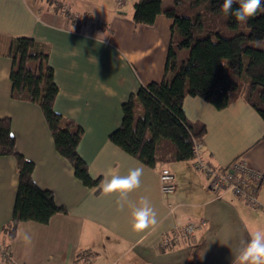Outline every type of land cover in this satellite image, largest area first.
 <instances>
[{
    "label": "crops",
    "instance_id": "0c3cea01",
    "mask_svg": "<svg viewBox=\"0 0 264 264\" xmlns=\"http://www.w3.org/2000/svg\"><path fill=\"white\" fill-rule=\"evenodd\" d=\"M117 1L0 0V118L10 119L16 151L34 164L35 184L51 191L66 210L45 225L19 223L7 241L2 229L11 218L18 177L13 157L0 156V264H126L133 251L143 264H237L250 233L264 229V122L242 99L222 110L199 98L183 100L187 120L205 126L201 157L206 162L222 170L242 158L263 174L259 208L230 194L216 198L193 160L166 165L176 190L162 195L158 169L114 146L108 135L119 126L129 95L162 80L173 20L158 15L151 26L135 25L131 15L137 0H121V6ZM172 6L173 1L162 0L164 9ZM18 37L43 47L58 88L54 110L82 128L77 152L89 176L100 179L97 187H84L56 152L39 106L11 98L7 49ZM140 166L141 187L129 200L148 196L159 218L145 232L132 228L130 209L117 207L118 194H105L100 187L106 177ZM199 221L204 225L193 236L159 248L175 230ZM24 234L32 237L31 244Z\"/></svg>",
    "mask_w": 264,
    "mask_h": 264
},
{
    "label": "trees",
    "instance_id": "16d2710c",
    "mask_svg": "<svg viewBox=\"0 0 264 264\" xmlns=\"http://www.w3.org/2000/svg\"><path fill=\"white\" fill-rule=\"evenodd\" d=\"M172 1L167 9L162 0L133 4L135 25L151 26L158 15H164L173 20L172 35L162 80L129 95L119 126L108 135L114 146L158 172L170 163L193 160V140L205 134L203 124L187 120L185 97L199 98L216 110L242 99L264 122V13L258 11L241 25L223 12V0ZM52 5L61 9L55 1ZM7 56L11 98L39 106L56 152L84 187H97L100 179L89 176L77 152L82 128L54 110L58 88L41 44L13 38ZM0 156L13 157L18 177L11 218L2 229L7 241L14 238L19 223L45 225L53 215L66 212L51 191L33 181L34 164L16 151L9 118H0Z\"/></svg>",
    "mask_w": 264,
    "mask_h": 264
},
{
    "label": "clouds",
    "instance_id": "9594fccd",
    "mask_svg": "<svg viewBox=\"0 0 264 264\" xmlns=\"http://www.w3.org/2000/svg\"><path fill=\"white\" fill-rule=\"evenodd\" d=\"M233 4L238 5L233 8ZM222 10L226 15H231L237 22L246 23L264 7L262 0H223ZM144 168L142 166L131 168L126 175H113L101 182V190L105 194H118L116 204L120 210L125 207L131 211L132 228L137 232L154 229L158 223V213L148 196L141 195L137 201L129 200V194L141 187ZM25 243L31 244L32 237L23 235ZM237 264H264V229L257 228L250 233V239L244 242V247L236 257ZM126 264L143 261L130 253L125 258Z\"/></svg>",
    "mask_w": 264,
    "mask_h": 264
},
{
    "label": "built area",
    "instance_id": "2783aa9c",
    "mask_svg": "<svg viewBox=\"0 0 264 264\" xmlns=\"http://www.w3.org/2000/svg\"><path fill=\"white\" fill-rule=\"evenodd\" d=\"M116 5L121 6L122 1L118 0ZM202 148V138L194 139L193 167L197 172L205 176L214 196L221 198L226 194H230L251 208H259L261 204L257 196L263 174L249 168L242 158L233 160L226 168L218 171L201 157ZM158 179L159 190L162 195H171L175 192V178L170 170L166 168L160 170ZM203 225L204 221L186 224L180 230H175L171 236L164 238L159 248L166 249L179 238L193 236Z\"/></svg>",
    "mask_w": 264,
    "mask_h": 264
},
{
    "label": "rangeland",
    "instance_id": "374dc122",
    "mask_svg": "<svg viewBox=\"0 0 264 264\" xmlns=\"http://www.w3.org/2000/svg\"><path fill=\"white\" fill-rule=\"evenodd\" d=\"M168 1H170V0H168ZM171 1H172V0H171ZM262 1H263V0H262ZM260 12H261V13H264V7L261 8ZM242 24H244V23H241V25H242ZM187 54H188V52L185 51V52H184V55L187 56ZM131 253H132V252H131ZM133 253H136V251H133ZM148 262H149V264L152 263L151 261H148Z\"/></svg>",
    "mask_w": 264,
    "mask_h": 264
}]
</instances>
